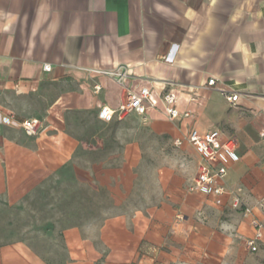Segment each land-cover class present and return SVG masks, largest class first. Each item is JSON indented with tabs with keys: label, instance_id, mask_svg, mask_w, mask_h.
<instances>
[{
	"label": "crops",
	"instance_id": "obj_1",
	"mask_svg": "<svg viewBox=\"0 0 264 264\" xmlns=\"http://www.w3.org/2000/svg\"><path fill=\"white\" fill-rule=\"evenodd\" d=\"M141 87L174 92L188 115L170 120L159 104L144 116L100 118L103 107L116 109ZM0 112L43 121L36 135L0 124V201L10 206L102 141L79 116L115 125L125 161L117 172L126 178L133 177L128 165L141 161L143 132L173 146L153 173L154 203L97 228L62 230L65 264H242L249 257L250 220L264 221V0H0ZM192 129H217L234 145L239 158L220 151L216 164L226 167L223 182L239 194L240 209L228 195L217 204L214 194L188 189L201 156L173 140ZM0 264L48 263L25 242L0 237Z\"/></svg>",
	"mask_w": 264,
	"mask_h": 264
},
{
	"label": "rangeland",
	"instance_id": "obj_2",
	"mask_svg": "<svg viewBox=\"0 0 264 264\" xmlns=\"http://www.w3.org/2000/svg\"><path fill=\"white\" fill-rule=\"evenodd\" d=\"M13 100L18 106L22 104L18 95ZM79 117V122L103 136L102 141L94 140V145L81 148L73 161L19 203L10 206L0 201L1 240L25 242L48 264H65L67 260L61 238L64 228L87 223L97 228L109 216L131 215L154 203L160 190L153 173L167 164L173 148L143 132L141 161L128 165L133 177L126 178L117 172L125 169V161L123 144L115 137V125L106 126L91 115ZM248 255L242 264H264V249L249 251Z\"/></svg>",
	"mask_w": 264,
	"mask_h": 264
},
{
	"label": "built area",
	"instance_id": "obj_3",
	"mask_svg": "<svg viewBox=\"0 0 264 264\" xmlns=\"http://www.w3.org/2000/svg\"><path fill=\"white\" fill-rule=\"evenodd\" d=\"M43 69L49 71L50 65L48 63L43 64ZM94 71L115 77L118 80L124 77V73L119 69H94ZM207 85L215 86L216 79H208ZM217 90L229 102L233 103L237 100V93L220 87ZM159 104H161L164 115L170 120L188 115L187 112H181L177 109L174 92L167 91L158 95L151 88L141 87L136 92H128L125 100L116 109L110 110L103 107L99 112V116L101 119L106 120H109L113 114H116V117L121 119L129 112L144 116L149 110L157 109ZM0 124L20 127L27 135H36L43 128V121L39 118L18 120L12 113L5 114L2 112H0ZM260 136L264 138V128L260 131ZM184 142L192 145L201 156L197 173L190 182L188 189L203 194H214L217 197L215 199L217 204L221 202L220 196L228 195L230 197V207L236 210L240 209L242 202L239 194L223 182L227 172L226 167L216 164L220 151H223L232 161L239 158L234 145L230 141H221L220 132L217 129L206 133H199L197 130L192 129L186 136L173 140V144L176 147L181 146ZM250 223L254 232L250 238L245 240V246L248 251L254 253L258 251L261 240L264 237V221L253 217Z\"/></svg>",
	"mask_w": 264,
	"mask_h": 264
}]
</instances>
